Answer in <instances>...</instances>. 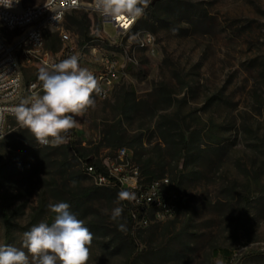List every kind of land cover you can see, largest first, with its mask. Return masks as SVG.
Segmentation results:
<instances>
[{
    "label": "rangeland",
    "instance_id": "obj_1",
    "mask_svg": "<svg viewBox=\"0 0 264 264\" xmlns=\"http://www.w3.org/2000/svg\"><path fill=\"white\" fill-rule=\"evenodd\" d=\"M151 2L133 32L154 33V55L134 53L133 38L117 39L112 23L85 8L64 20L78 35L77 56L86 55L80 67L90 66L93 48L119 45L133 60L109 97L93 94L95 107L75 117L67 144L37 151L31 131L8 119L0 194L14 227L7 236L0 212V246L22 248L26 231L54 221L48 204L66 202L93 233L87 264H264V0ZM0 31L10 43L21 32L1 21ZM85 36L98 38L83 43ZM45 47L63 45L52 34ZM41 68L21 63L22 100L31 82L42 86ZM119 146L139 167L150 163L155 176L174 180L184 199L174 219L134 232L131 243L121 234L125 212L112 219L121 200L84 169L86 159L112 158ZM82 192L89 194L79 199Z\"/></svg>",
    "mask_w": 264,
    "mask_h": 264
},
{
    "label": "built area",
    "instance_id": "obj_2",
    "mask_svg": "<svg viewBox=\"0 0 264 264\" xmlns=\"http://www.w3.org/2000/svg\"><path fill=\"white\" fill-rule=\"evenodd\" d=\"M80 8L95 12L103 24L112 23L117 31V39L125 36L133 38L134 53L155 54L157 40L154 33L147 29L133 32L135 24L144 14L136 20L127 16L113 19L97 10L96 0H46L42 4L28 6L19 0L11 8L0 5V21L5 29L21 31L13 43L8 42L0 31V136L3 137L0 140L9 134L7 121L15 116V109L23 101L21 63H37L52 70L55 64L70 56H76L78 60L86 57L77 56L78 35L63 27L66 16ZM52 34H56L62 42L63 47L59 51L45 47L47 36ZM148 34H151L150 40ZM18 52H21L20 58ZM92 53L93 60L86 69L97 78L102 88L100 95H94L105 99L125 78L126 66L128 61L133 60V54L119 45L114 50L100 51L93 48ZM28 92L29 97L43 95L42 86L37 82L28 85ZM37 146L46 147L38 143ZM102 165L104 171H98L93 163L85 162L84 169L97 186L118 187L132 194L133 198L127 201V210L133 233L172 220L178 215L184 199L172 180L165 175L146 181L140 167L132 162L126 146L117 148L112 158L102 160Z\"/></svg>",
    "mask_w": 264,
    "mask_h": 264
},
{
    "label": "clouds",
    "instance_id": "obj_3",
    "mask_svg": "<svg viewBox=\"0 0 264 264\" xmlns=\"http://www.w3.org/2000/svg\"><path fill=\"white\" fill-rule=\"evenodd\" d=\"M14 3L19 0H0L5 8H11ZM149 3L150 0H96V8L113 19L127 16L136 20ZM148 38H152L151 34ZM38 79L42 82L43 95L23 100L15 109L16 119L42 146L67 144V133L77 126L75 117L95 107L93 94L100 95L102 88L88 69L79 66L76 56L55 64L51 71L41 68ZM118 198L133 197L131 193L121 192ZM48 209L56 214L54 221L50 225L40 222L26 231L22 248L0 246V264H87L94 237L85 221L71 212L66 202H50ZM122 211L115 208L112 219L120 217ZM120 227L123 229V225Z\"/></svg>",
    "mask_w": 264,
    "mask_h": 264
},
{
    "label": "trees",
    "instance_id": "obj_4",
    "mask_svg": "<svg viewBox=\"0 0 264 264\" xmlns=\"http://www.w3.org/2000/svg\"><path fill=\"white\" fill-rule=\"evenodd\" d=\"M157 2H151L149 5H148V8L147 10H152L154 9V7L156 6ZM70 14H68L66 16V18L69 16ZM75 21H77L75 19ZM50 37V35L47 36V38ZM86 37V36H85ZM83 43H85V41H83ZM32 145H35L37 146V141L36 139L34 138V143ZM121 147V146H119ZM118 147V148H119ZM50 148V146H46V147H41V148H37V151H43V150H46ZM87 163H93L98 171H104V167L102 165V160H98V159H95V158H88L86 159ZM141 169V172H142V175L145 177V180L146 181H150L154 178H159V177H162V176H155L154 173L150 170V163H146V165H144L143 167H140ZM86 173V172H85ZM87 174V173H86ZM165 176V175H164ZM172 182L174 183L175 187H176V184L174 182V180H172ZM97 188H100V189H106V190H111L112 192L116 193L117 196L119 193L121 192H124L122 191L120 188L118 187H114V188H105V187H99L96 185ZM177 188V187H176ZM89 194V192H88ZM86 192H82L79 194L78 198L79 199H83L85 196L88 195ZM127 201L128 199H123L121 200V203H122V208H123V211L125 212L126 214V227L121 231V234H123V232H127L128 236H129V241L130 243L133 242L132 239H131V236L133 234V230H132V220L129 216V212L127 210ZM183 207V206H182ZM0 212H1V216H2V220L5 224V229H6V234L7 236L10 235L11 231H12V228L14 227L13 225V222H12V218H11V214L8 210V207L6 205V203L3 201L2 199V196L0 194ZM141 231V230H138V232ZM136 232V231H135ZM135 251V250H134ZM224 251V254H226L227 256L229 255V252L227 250H223ZM214 253H216V251L214 250Z\"/></svg>",
    "mask_w": 264,
    "mask_h": 264
},
{
    "label": "water",
    "instance_id": "obj_5",
    "mask_svg": "<svg viewBox=\"0 0 264 264\" xmlns=\"http://www.w3.org/2000/svg\"><path fill=\"white\" fill-rule=\"evenodd\" d=\"M97 38H98V36H86L85 37V41L86 42H90V41L95 40Z\"/></svg>",
    "mask_w": 264,
    "mask_h": 264
},
{
    "label": "snow or ice",
    "instance_id": "obj_6",
    "mask_svg": "<svg viewBox=\"0 0 264 264\" xmlns=\"http://www.w3.org/2000/svg\"><path fill=\"white\" fill-rule=\"evenodd\" d=\"M121 19H124L123 17H120Z\"/></svg>",
    "mask_w": 264,
    "mask_h": 264
}]
</instances>
